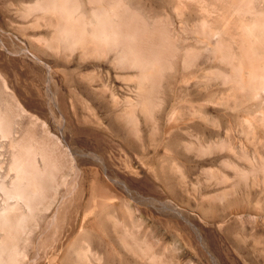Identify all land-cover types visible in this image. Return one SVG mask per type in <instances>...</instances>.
<instances>
[{
	"label": "bare ground",
	"instance_id": "bare-ground-1",
	"mask_svg": "<svg viewBox=\"0 0 264 264\" xmlns=\"http://www.w3.org/2000/svg\"><path fill=\"white\" fill-rule=\"evenodd\" d=\"M25 1L21 44L0 38V264H181L141 203L200 262L264 264V0ZM2 51L31 60L33 96Z\"/></svg>",
	"mask_w": 264,
	"mask_h": 264
},
{
	"label": "rangeland",
	"instance_id": "rangeland-1",
	"mask_svg": "<svg viewBox=\"0 0 264 264\" xmlns=\"http://www.w3.org/2000/svg\"><path fill=\"white\" fill-rule=\"evenodd\" d=\"M24 1V0H23ZM22 0H0V30H1V32H0V38H2V40L6 43V46H7V48L8 49H11L12 48V46H13V44L15 43V44H17V45H20L21 44V42H19L18 40H15L14 39V36L17 34V32L15 31V29H14V27L13 26H17L18 24H20L21 22H20V20H18L17 21V19H19L16 15H17V12H18V10L21 8V3L23 2ZM138 1H140L142 4H145L146 5V7H151L152 9H154L157 13H160L161 12V8H163V7H166V5H167V0H138ZM21 2V3H20ZM25 2H28V0H26ZM5 6V7H4ZM11 6V7H10ZM14 7V8H13ZM8 10V11H7ZM4 12V13H3ZM7 12V13H6ZM16 18V19H15ZM18 22V23H17ZM7 23V24H6ZM9 26V27H8ZM9 28V29H8ZM11 28V29H10ZM5 32H7L6 33V35H5ZM15 32V35H13V33ZM11 34V35H10ZM12 37V38H11ZM8 38H9V40H8ZM11 38V39H10ZM14 39V40H13ZM11 40V41H10ZM13 41V42H12ZM18 41V42H17ZM11 43V44H10ZM13 43V44H12ZM19 43V44H18ZM11 45V46H9L8 47V45ZM2 58L4 59V63H6V66L8 67V68H6L8 71V74H9V76L12 78H10L11 80H12V83H13V85L14 84H16V85H14L15 86V88L17 87V89H19V90H22V92H23V90H25L26 89V91H25V93H24V95L25 94H27L28 92L30 93L31 91H34L35 89H36V86H34L35 85V81H34V76H33V74H29L30 72L28 71V70H30L29 69V67L30 66H32V62H31V60L29 59V58H26V57H17V56H14L12 53L10 54V51H2ZM9 53V54H8ZM13 56V57H12ZM16 57V58H15ZM6 58V59H5ZM19 58V59H18ZM26 63V64H23V63ZM30 62V63H29ZM28 63V64H27ZM24 65L25 66H27V67H24ZM29 66V67H28ZM24 69H23V68ZM26 70V71H25ZM28 71V72H27ZM32 71V70H31ZM26 72V73H25ZM40 72V71H39ZM27 74V75H26ZM12 75V76H11ZM40 75H42V72L40 73ZM33 77V78H32ZM22 82V83H21ZM32 82H34V83H32ZM27 84V85H26ZM25 86H27V87H25ZM35 88H34V87ZM28 87H29V89H28ZM31 87V88H30ZM33 87V88H32ZM20 88H22V89H20ZM23 88H25V89H23ZM32 89V90H31ZM36 91V90H35ZM35 91H34V93H35ZM27 94V95H25V96H27L28 97V95H30L29 97H31V96H33V94ZM39 129V128H38ZM52 130H53V132H56V129L54 128V127H52ZM107 137V136H106ZM110 138V137H109ZM111 139V138H110ZM110 143H114L113 141H112V139H111V141H110ZM115 144V143H114ZM113 144V145H114ZM112 145V146H113ZM116 147H117V144H115L114 146H113V148L114 149H116ZM110 148H111V145H110ZM109 148V149H110ZM5 150V151H4ZM3 151V152H2ZM116 152H117V150H115ZM0 152L1 153H3V159H7V155H8V153L6 152V149L5 148H3V150L1 149V147H0ZM7 154V155H6ZM6 155V156H5ZM194 172V171H193ZM192 175H193V173H191ZM173 185L174 187H175V185L174 184H170L169 183V186L167 185V187H168V189H169V187H170V189H172V187L171 186ZM153 186H154V188H155V191L157 192H155V194H148V192L146 191V189H143L142 190V193L144 194V196H147V197H151V198H156V199H159V200H175L176 199V201L178 200V202L179 203H182L183 205H184V203H185V205L188 207H190V210L193 212V213H197V211H198V208H197V202L198 201H196V199H194V198H190V199H192V200H190V199H188V198H185V197H182V196H175L174 198H173V196H171L169 193H167V189H166V187H165V185L163 186V184H160V183H154L153 184ZM160 186V187H159ZM157 187V188H156ZM174 187H173V189H174ZM160 188V189H159ZM158 189V190H157ZM145 190V191H144ZM164 194H163V193ZM146 193V194H145ZM80 195V197H79V202L82 200V194L80 193L79 194ZM153 196H155V197H153ZM158 197V198H157ZM185 199V201H183ZM186 200H188V202L186 201ZM195 200V201H194ZM182 201V202H181ZM77 202V201H76ZM196 204H195V203ZM192 203V204H191ZM196 206H195V205ZM191 205H192V207H191ZM194 205V206H193ZM74 206V207H73ZM72 206V208L70 209L71 210V214L69 213L68 214V220H70L71 218V220H74V218H75V215H76V208H77V205L76 204H74ZM152 207V208H151ZM188 207V208H189ZM140 211V212H139ZM139 211H138V214L140 215V217L143 219V231H149V232H147V233H149L147 236H148V238H149V240H152V239H155V243H157V241H159V243H162V241H164L163 239H164V237H165V239H166V241H164L163 242V244H159V248H161L160 246H164L165 244H169V245H171V246H173L174 244L175 245H177V250L179 249V246H181L180 247V249L178 250V251H174V249H168L169 250V253H170V255H172L171 256V258H173V257H175L176 259H178L179 260V258L180 259H182L181 260V264H186L187 263V260L189 259V255H190V259L192 258V260H193V257L195 256L194 254H192V251H191V247H190V245H188L187 243V240H191L190 242L192 243V244H195L194 242H193V240L191 239V237L190 236H188V233H185V238L184 239H182V238H180L179 236H178V234H177V229H178V225L176 226V223L174 222V220L172 219L171 220V218L170 217H167V216H165L164 217V215H161L160 213H159V211L155 208V207H153V206H148L147 207V205H145V204H140L139 205ZM157 211H158V213H157ZM155 213V214H154ZM75 214V215H74ZM144 214V215H143ZM159 214V215H158ZM69 215H70V217H69ZM150 215V216H149ZM155 215H157V217L155 216ZM73 216V217H72ZM142 216H144V217H142ZM161 216V217H160ZM145 218V219H144ZM195 218H197L198 220H194V223L195 224H197V226L198 227H202V226H204L205 224H204V222H202V220H200L198 217H194V219ZM168 219H169V221H168ZM154 220V221H153ZM161 220V221H160ZM44 221V220H43ZM146 221V222H145ZM151 221V222H150ZM164 221V222H163ZM168 221V222H167ZM145 222V223H144ZM44 223H45V221L43 222V226H44ZM152 223V224H151ZM154 223V224H153ZM169 223V224H168ZM173 224V226H172V224ZM200 224V226H199V224ZM40 224H42V222H40ZM145 225V226H144ZM148 225V226H147ZM151 225V226H150ZM154 227H153V226ZM40 226H42V225H40ZM43 226H42V228L41 229H39L40 231L43 229ZM150 226V227H149ZM170 226V227H169ZM235 226V227H234ZM155 227H156V230H157V228H158V231H156L155 230ZM173 227H175V230L173 229ZM234 227V228H233ZM237 227V228H236ZM147 228V229H146ZM148 228H151V230H154L153 231V233H156L157 235H155V234H153L152 233V231H150V229H148ZM160 228V229H159ZM237 229L238 231L240 230V229H242L241 228V226H240V224H232V227H230V231L229 232H233L234 231V229ZM146 229V230H145ZM173 229V230H172ZM166 230V231H165ZM160 231H162V232H160ZM165 231V232H164ZM236 231V230H235ZM247 231H250V229H247ZM159 233V234H158ZM162 235H161V234ZM164 233V234H163ZM225 233H227V232H225ZM225 233L224 234H221L222 236H220V239L222 240V241H224V242H226L227 240H231V235H230V237L229 236H227V234L225 235ZM260 233V232H259ZM155 235L154 236V238H152L153 237V235ZM169 234V235H168ZM187 234V235H186ZM160 235V236H159ZM163 235H164V237H163ZM169 237H168V236ZM173 235V236H172ZM157 236V237H156ZM226 236H227V238H226ZM174 237V238H173ZM177 237H179V238H177ZM152 238V239H151ZM35 239V238H34ZM33 239V240H34ZM159 239H161V242H160V240ZM168 239V240H167ZM175 240H178V241H180V242H177V241H175ZM35 241H36V239H35ZM35 241H33V243L35 242ZM154 241V240H153ZM46 242H48L47 243V246L46 247H44V248H46V249H44L43 250V247L42 248H40V252L42 251V255H43V253L44 254H47L48 252H50V254L52 253H56L57 252V246L56 245H54L55 246V248H56V250H55V248H54V246L53 245H51L52 244V241H46ZM166 242V243H165ZM173 244H171V243ZM176 242V243H175ZM187 242V243H186ZM33 245V244H32ZM46 245V244H45ZM50 245V246H49ZM183 245V246H182ZM186 245V246H185ZM54 248V250H53V248ZM193 246V245H192ZM34 248L32 251H34V250H36V243L34 244V246H30V248ZM50 247H51V251H50ZM183 247V248H182ZM193 247H195V245L193 246ZM31 248V249H32ZM31 249H29V250H31ZM42 249V250H41ZM186 251V254H185V251ZM49 250V251H48ZM167 250V251H168ZM184 252H183V251ZM32 251H31V255L35 252H33L32 253ZM48 251V252H47ZM54 251V252H53ZM182 252V254L181 253H177V252ZM191 251V252H190ZM173 252V253H172ZM190 254H189V253ZM169 253L168 252H166V256L168 257V255H169ZM177 253V254H176ZM246 253V254H245ZM177 256H176V255ZM183 255V257L181 256V255ZM242 254H245V255H250L251 254V252L249 251V250H245V251H242ZM48 255H49V253H48ZM170 255H169V257H170ZM178 255H180V256H178ZM184 255H186V256H184ZM193 255V256H192ZM192 256V257H191ZM108 257V256H107ZM250 257V256H249ZM249 257H247V260H245V259H238L239 260V263L240 264H258L257 262H254V260L253 259H251V257H250V259L248 260V258ZM187 260H186V259ZM108 259V258H107ZM110 259H111V256H109V262H110ZM183 259H185V260H183ZM194 259L195 260H193V261H195L196 263L198 262V264H199V262L200 261H198V260H196V259H198V258H196V256L194 257ZM116 260V259H115ZM129 260V261H128ZM128 260H123L122 262H120L121 264H133V262L131 261L130 262V259H128ZM243 260V261H242ZM112 261H113V259H112ZM247 261V262H246ZM117 264H120L119 263V260L117 259L116 261H115ZM130 262V263H129ZM206 262L205 261H203V260H201V262H200V264H205ZM187 264H190L189 262L187 263Z\"/></svg>",
	"mask_w": 264,
	"mask_h": 264
}]
</instances>
